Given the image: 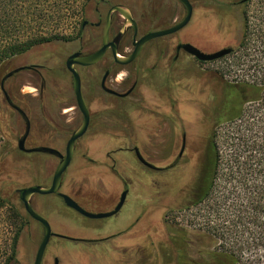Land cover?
I'll return each instance as SVG.
<instances>
[{
  "label": "rangeland",
  "instance_id": "obj_1",
  "mask_svg": "<svg viewBox=\"0 0 264 264\" xmlns=\"http://www.w3.org/2000/svg\"><path fill=\"white\" fill-rule=\"evenodd\" d=\"M94 1L84 10L69 11L55 22L52 30L66 40L37 45L0 67L8 71L15 61L34 62L43 66L45 74L48 70L52 74L47 75L50 84L42 97L33 90L34 77L23 73L20 79V104L30 121L27 144L49 138L57 122L73 127L81 121L75 108L71 74L64 61L77 49L91 50V27L82 28L81 22L93 18ZM110 1L127 5L137 14L144 12L153 25L183 14L179 7L173 8L170 0ZM227 8L212 5L205 11L196 9L187 38L207 50L234 48L240 38L243 13L258 23L264 13V0H249L234 11ZM172 42L158 39L142 48L130 66L137 67L138 76L130 75L122 89L128 88L135 78L138 87L134 95L124 99L104 94L98 87L89 91L85 80L92 67L80 69L85 76L83 94L90 122L77 141L72 166L63 174L62 189L82 198L80 194H86L91 184V201L104 206L113 200L114 193L117 200L123 189H128V193L116 214L91 219L67 207L55 193L31 197L33 209L49 222L54 233L45 252L56 256L59 264H188L202 258L206 250L217 248L199 224L189 222L196 209L186 207L197 163L211 130L210 112L221 97L223 78L232 79L235 74L227 73L233 59L227 55L212 61L189 57L171 63L159 58L160 45ZM235 68L236 73H245L244 67ZM69 108L72 109L62 112ZM179 108L184 110V119L177 115ZM179 126L187 128V150L178 165L154 171L137 160L132 150L135 146L147 161L161 167L169 165L179 143L174 128ZM24 129L22 116L0 94V194L25 218L18 239L17 264H33L43 227L25 212L17 189L32 184L49 185L59 160L50 154L26 157L18 153L17 138ZM50 141L64 145L66 140ZM138 219V225L131 227ZM4 220L5 215H0L1 227ZM119 231L126 232L124 237L111 238ZM71 238L91 239V245L72 242Z\"/></svg>",
  "mask_w": 264,
  "mask_h": 264
},
{
  "label": "trees",
  "instance_id": "obj_2",
  "mask_svg": "<svg viewBox=\"0 0 264 264\" xmlns=\"http://www.w3.org/2000/svg\"><path fill=\"white\" fill-rule=\"evenodd\" d=\"M90 2L0 0V67L37 45L66 40L52 30L55 22ZM257 20L243 13L239 41L227 55L233 59L227 73L235 74H221V97L210 112L206 152L192 184L198 192L186 207L196 209L189 222L199 224L217 248L188 264H264V13ZM6 72L0 69V79ZM0 215L6 226H0V264H17L25 218L1 194Z\"/></svg>",
  "mask_w": 264,
  "mask_h": 264
},
{
  "label": "flooded vegetation",
  "instance_id": "obj_3",
  "mask_svg": "<svg viewBox=\"0 0 264 264\" xmlns=\"http://www.w3.org/2000/svg\"><path fill=\"white\" fill-rule=\"evenodd\" d=\"M170 1H171V5L173 6V8L179 7L183 11L182 16H176L174 18H171L170 20L166 19L157 25H153L151 23L152 20L150 21L149 19L145 18L146 16H145L144 12H140V14H137L133 9L129 8L127 5L126 6L129 8V11L131 12L132 18L135 22V26L127 23L126 19L120 13H118L116 11L112 12L111 16H110V24H109V28H108V32H107V41L116 42V49H117V52L119 55H122V56L130 55L134 49V45H133L134 40L138 41L143 35L151 32V31L166 29V28H169V27L177 24L178 22L182 21L184 14H185V10H186L185 4L181 0H170ZM188 1L192 6V13H191V17H190L189 21L185 25H183L180 29H178L177 31H175L173 33H170V34H167V35L161 36V37L152 38V39L144 42L139 47V49H138L135 57L133 58V60L130 61L129 63L122 65V64L115 62V60L113 59V56H112L111 47H108V49L104 52L103 56L94 64H92L90 66H81V65L75 66L78 73H79V76H80L81 94H82L83 101H84V103L88 109V112H89V122H90L89 106L86 104L85 96L83 94V86H84L83 81L85 79V76H84V74H82V71L80 70L81 68H91L92 67V71H91L90 76L88 75L87 79L85 80L87 82V87L89 88L88 89L89 91H91V90L93 91L95 89V87H98L104 94H107L109 96H112L115 98H120V99L127 98L131 95H134V93L136 92V89L138 87V79L135 78L128 88H126L124 90L122 88L124 86V83H126V80H128L130 75H135V74L137 75L138 74L137 67L135 69H132L130 66L136 62V60L138 59V57L141 53L142 48L147 43L152 42L154 40H158V39H169V40L171 39L173 42L170 44L162 43L159 47V52H158L159 58L169 60L171 63H177V62H180L181 60H185L186 58H189V57L195 58L193 55L189 54L188 52H186L184 50V48L182 46L185 43H189V44L195 46L196 48H198L199 50H201L203 52H208V53L216 51L218 49H221L223 47L207 50V49L203 48L202 45L194 43V42L190 41L189 38H187V36H188L187 33L189 32V26H190L191 20H192L193 15H194V11L196 9H200V10L205 11L208 8V6H212V5H214L215 7L223 5V6L228 7L227 8L228 10L234 11V10H236V8H239L240 6L244 5L249 0H188ZM116 4H121V3H116ZM113 5H115V4H111L110 0H95L94 1L93 6H92L93 7L92 8L93 18L91 19V21H88V19H85L84 20V21H86L85 24H83L84 21L82 22V28L85 27L86 25L91 27V41H92L91 50L90 51H84L83 49H77L74 52L78 51L81 54H84L87 52L96 51L97 49L100 48V46L102 44V34H103L104 25L106 22V17H107V14L109 12L110 7ZM122 28H124V29L122 30ZM224 47H227V46H224ZM196 60H198V59H196ZM198 61H200V60H198ZM64 64H65V61H64ZM23 73H28L30 76L34 77L33 84L35 85V88L33 90H35L40 97L43 96L44 92L48 89V85L50 84L49 78L47 77V75H52V74H49L50 73L49 70L46 71V74H45V72L43 70V66L39 63H34V62H29V63L21 62L20 63V62L15 61L13 67L10 70H8L6 72V74L0 79V94L2 95L4 101L11 108H13L15 111H17L22 116V118L25 121V127H26V122L27 121L29 122V132L25 138L24 146L26 148L49 147V148H53V149L57 150L59 153L64 155L66 142H67L68 138L70 137L71 133L78 127V125L80 123L76 126L69 127V126L64 125L63 122L62 123L57 122V127L55 128L54 132H51L52 135L50 134L49 138L46 137L45 139L40 140V141L34 140V141H32L33 143L27 144V142L29 141V138H30V136H29L30 135V121H29L27 115L25 114V111L23 110V108L20 104V99H19V97H20L19 91L22 90V86H23L20 79L23 77V75H22ZM68 73H70V72L68 71ZM122 74H126L125 77H120V75H122ZM71 78H72V76H71ZM118 78H120V81L118 80ZM5 82H7L6 89L4 88ZM106 88L115 91V93L107 91ZM72 90H73V87H72ZM61 102H60V104H61ZM75 108H77V112L81 116V120H82V115H81V112L79 111L78 107L76 106V102H75ZM70 109H72V108L65 109L62 112L63 113L67 112ZM182 109L183 108L178 109L177 115L179 118L184 119V116L182 114L184 110H182ZM19 110H22L23 114L20 113ZM43 112H44V110H43ZM88 126H89V123H88ZM174 130H175L174 131L175 135L179 138V143L177 146L176 153L173 154L174 158L169 165H167L165 167H161L159 165H155L154 163L147 161L143 157V155L140 151V148L135 146L137 148L139 154L142 156V158L144 160H146L147 162H149L151 164V166H146L143 163H141L138 159L137 160L146 168L154 170V171H160V170H163L164 168H172V167H175L176 165H178L186 155L187 128L184 126H179L178 128H174ZM24 131H25V129H24ZM19 138H17V143H18ZM80 138H78L74 143V149L72 152V157H71V160H70L66 170L72 166V159H73L75 150L77 149V141ZM50 140H59V141L66 140V141H65L64 145H63V143H62V145L61 144L57 145L54 142H51ZM135 147H133V149H132L134 154H135V151H134ZM62 148H63V153L61 152ZM17 150L20 152H23V153H27V154H32V153L49 154L47 152H42V151L26 152V151L20 150L18 148V146H17ZM202 152H203L202 154H205V152H206V142H205V146H204ZM50 155L56 156L59 161L61 160V157L58 154H50ZM197 171H199V162L197 163ZM88 177H91V172H89ZM192 186H191V190H190V198L188 200V203H190L192 201V199L195 198L196 193L198 192L197 187L194 188ZM62 188H63V175H62L61 185H60L58 191L60 193L67 194L75 202H77V204L79 206H81L83 209L90 211V212L91 211H93V212L111 211L119 201V198L117 200V194L114 193V195H112L113 200L110 198L111 201L108 203V205L104 206L102 203H98V204L95 203L94 204V202L91 201V184L89 185V188H88V191L86 194H80L82 196V198H80L78 196H74L70 192L65 193ZM125 189H123V190H125ZM55 194L58 197H60V199L63 202L62 197L58 193H55ZM124 203H125V201H124ZM123 204H122V206H123ZM116 213H114V214H116ZM85 217H87V216H85ZM108 217H110V216H108ZM87 218L91 219V217H87ZM137 222H140V219H138L133 225H131V227L135 226L137 224ZM124 234H126V232L119 231V232H116L115 234L113 233L111 235V238L119 237V236L124 237ZM55 237L64 238V237H61L58 235H56ZM69 240H71L72 242H77V243H79V242L80 243L81 242L89 243L91 245V239L90 240L89 239H82L81 240L80 238H77V239L71 238ZM56 258H57L56 256H54V255L51 256L50 254H47L44 251L41 264H51V262L53 264H55ZM58 264H59V261H58Z\"/></svg>",
  "mask_w": 264,
  "mask_h": 264
},
{
  "label": "water",
  "instance_id": "obj_4",
  "mask_svg": "<svg viewBox=\"0 0 264 264\" xmlns=\"http://www.w3.org/2000/svg\"><path fill=\"white\" fill-rule=\"evenodd\" d=\"M181 1L186 6L185 14H184L182 21H180L177 24H175L169 28H166V29L151 31V32L143 35L138 41L134 40V42H133L134 49H133L132 53L128 56L119 55L117 52V49H116V42L107 41V32H108V28H109V24H110V16H111L112 12L116 11V12L120 13L126 19L127 23L135 26V22L132 18L131 12L123 4H115V5L110 7L109 12H108L107 17H106L104 29H103L102 44H101L99 49H97L96 51L87 52L84 54H81L80 52L76 51V52H73L67 56V58L65 60V67L70 72V74L72 76V87H73V93L75 96V102H76V106L78 107L79 111L81 112L82 120H81L80 124L78 125V127L71 133L70 137L68 138V140L66 142L64 155L59 153L57 150H55L53 148H49V147L26 148L24 146V141H25V138L29 132V122L28 121L26 122L25 131H24L23 135L18 139V143H17L18 148L20 150H23L26 152L42 151V152H47L49 154H58L61 157V160L58 162V164H57V166L53 172L52 179H51V182L49 185L45 186V185H41V184H32V185L21 187V188L17 189L19 200L21 201L25 212L32 219L38 221L43 226V236H42L41 241L37 247L33 264H41L42 256L44 254L46 245L48 244L50 237L54 234L50 228L49 222L33 209L32 204H31V197L33 194H43L44 195V194L58 193L62 197L63 202L65 203L66 206L74 209L75 211H77L81 215L91 217V218H104V217H108V216L113 215L114 213H116L120 209V207L122 206V204L125 201V198H126V195L128 192L127 189H125L121 192L118 203L115 205V207L111 211H106V212H93V211H91L90 212V211L83 209L81 206H79L77 204V202H75L67 194H63V193H60L58 191L59 187L61 185L62 175L65 172V170H66V168H67V166L71 160L72 152L74 149V143L78 138H80L86 132L87 127H88V123H89V112H88V109H87V107L83 101V98H82L80 76H79V73H78L75 66L76 65L90 66V65L94 64L103 56L104 52L108 49V47H111L112 56H113V59L115 60V62L122 64V65L129 63L130 61L133 60V58L135 57L139 47L144 42H146L147 40H150L152 38L161 37V36H165L167 34L173 33L175 31H177L178 29H180L183 25H185L189 21V19L191 17V13H192V6L188 0H181ZM85 23H86V21H84L83 24H85ZM123 29L124 28H122V30ZM182 47L184 48V50L186 52L193 55L196 59H198L200 61L216 60V59H219L225 55H228L233 50V48L231 46H227V47H223L221 49H218L216 51L208 53V52H203V51L199 50L198 48H196L195 46H193L189 43L183 44ZM106 90L109 92L115 93V91H113L111 89L106 88ZM19 111H20V113L23 114L22 110H19ZM134 151H135L136 158L141 163H143L146 166H151V164L149 162H147L146 160H144L142 158V156L139 154L136 147H135ZM55 264H58L57 258L55 259Z\"/></svg>",
  "mask_w": 264,
  "mask_h": 264
}]
</instances>
